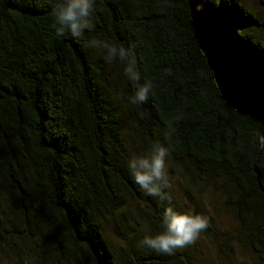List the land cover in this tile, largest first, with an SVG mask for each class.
<instances>
[{"label":"trees","instance_id":"1","mask_svg":"<svg viewBox=\"0 0 264 264\" xmlns=\"http://www.w3.org/2000/svg\"><path fill=\"white\" fill-rule=\"evenodd\" d=\"M57 2L0 0L4 235L35 264H195L140 243L169 205L130 174L126 117L212 181L264 261V20L244 0H95L94 29L58 37ZM92 39L132 46L147 102Z\"/></svg>","mask_w":264,"mask_h":264},{"label":"clouds","instance_id":"2","mask_svg":"<svg viewBox=\"0 0 264 264\" xmlns=\"http://www.w3.org/2000/svg\"><path fill=\"white\" fill-rule=\"evenodd\" d=\"M94 6L95 0H58L52 7L55 21L52 28L55 35L60 37L70 34L80 38L85 30L94 29L95 25L90 21ZM89 46L104 49L105 58L109 64L118 60L124 65V74L135 86V92L130 97L132 104L139 105L147 102L153 91V83L148 79L141 83L137 56L131 45L125 48L114 42L92 39L89 41ZM166 71L171 74L172 69L168 68ZM261 147H264V139L261 141ZM170 155V147L157 140L153 142L146 154H133L127 162L134 182L147 195L159 197L161 201L171 200V196L165 192V189L172 186L166 168V160ZM208 226V217L191 210L177 211L169 204L163 212L162 230L145 235L140 243L158 253L172 255L176 249L194 244Z\"/></svg>","mask_w":264,"mask_h":264},{"label":"rangeland","instance_id":"3","mask_svg":"<svg viewBox=\"0 0 264 264\" xmlns=\"http://www.w3.org/2000/svg\"><path fill=\"white\" fill-rule=\"evenodd\" d=\"M245 4L257 17L264 20V0H244ZM116 89L114 79L110 80ZM123 126L127 136V162L133 154H146L151 148L148 137L142 136L130 127V121L125 117ZM166 168L171 181V187L165 189L171 200H163L177 211H189L202 214L209 218V226L203 231L194 244L181 248L183 258L193 260L195 264H264L244 243L237 232V224L231 211L225 206L222 192L205 175H199L195 169L192 173L181 163L174 164L169 158ZM0 206V264H35L23 252L18 242L9 240L3 227L7 218L1 215ZM4 224V225H3ZM185 257V255H187Z\"/></svg>","mask_w":264,"mask_h":264}]
</instances>
